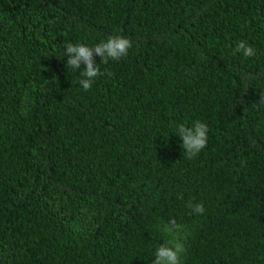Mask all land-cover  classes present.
Wrapping results in <instances>:
<instances>
[{"label": "trees", "instance_id": "obj_1", "mask_svg": "<svg viewBox=\"0 0 264 264\" xmlns=\"http://www.w3.org/2000/svg\"><path fill=\"white\" fill-rule=\"evenodd\" d=\"M110 35L132 47L85 91L64 47ZM260 96L264 0H0V264H151L169 218L182 264H264Z\"/></svg>", "mask_w": 264, "mask_h": 264}, {"label": "clouds", "instance_id": "obj_2", "mask_svg": "<svg viewBox=\"0 0 264 264\" xmlns=\"http://www.w3.org/2000/svg\"><path fill=\"white\" fill-rule=\"evenodd\" d=\"M131 47L132 42L129 38L110 35L106 40H101L92 46L81 42L75 44L69 42L64 47V54L67 56V66L74 71L80 69L81 64L85 65V68L80 72L82 78L78 83L83 90L88 91L98 76H111V72H101L100 65L107 64L110 60L119 61L122 57H126ZM234 52L241 53L244 57L256 55L255 49L243 40L235 45ZM94 54L100 57V64L95 63ZM260 103H264V96H260ZM207 133V124L200 120H194L190 126L184 123L175 125V134L182 141L181 147L188 159L195 158L207 146ZM244 163L242 161L241 165L244 166ZM177 198L182 199V194L178 193ZM186 207L193 214L202 215L205 212L201 202L188 201ZM159 227L162 232L173 238L156 248L151 264H182V257L186 253V248L182 240L176 235L182 230V226L177 224L174 219L169 218L166 222L162 220Z\"/></svg>", "mask_w": 264, "mask_h": 264}]
</instances>
